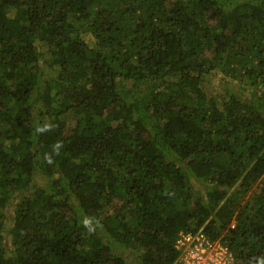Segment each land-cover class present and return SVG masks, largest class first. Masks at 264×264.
<instances>
[{
  "label": "trees",
  "instance_id": "16d2710c",
  "mask_svg": "<svg viewBox=\"0 0 264 264\" xmlns=\"http://www.w3.org/2000/svg\"><path fill=\"white\" fill-rule=\"evenodd\" d=\"M180 234L264 260V0H0V264Z\"/></svg>",
  "mask_w": 264,
  "mask_h": 264
},
{
  "label": "built area",
  "instance_id": "2783aa9c",
  "mask_svg": "<svg viewBox=\"0 0 264 264\" xmlns=\"http://www.w3.org/2000/svg\"><path fill=\"white\" fill-rule=\"evenodd\" d=\"M178 244H189L191 250H196V254L193 256V264H224V260H209L207 257H204L205 254L211 253L217 254L216 251H219L217 254L222 258L227 252L225 247H223L219 242L209 241L204 236L200 235L197 237H192L190 234H182L181 237H178L176 240V247L180 249ZM215 251V252H214ZM208 252V253H207ZM210 255V254H209ZM183 260V259H182ZM216 261V262H215Z\"/></svg>",
  "mask_w": 264,
  "mask_h": 264
},
{
  "label": "rangeland",
  "instance_id": "374dc122",
  "mask_svg": "<svg viewBox=\"0 0 264 264\" xmlns=\"http://www.w3.org/2000/svg\"><path fill=\"white\" fill-rule=\"evenodd\" d=\"M215 80H218V77H216ZM181 235L182 234H180L179 237H181ZM215 242H218V241L215 240ZM178 246H180V250L182 252L181 258L183 259V263L184 264H193V261H194L193 260L194 259L193 256H194V254L197 253L196 250L192 251L189 244L188 245L187 244H178ZM224 249H226V248H224ZM139 252H141V249L137 248V250L134 251V254L139 253ZM216 253L218 254L219 251H216ZM217 254L216 255L213 254V256H212L211 253H208V254H205L204 257H207V259L212 260V261H214V260H218V261L219 260H224L225 261L224 264H234V259H233L231 253L228 250H227V252L225 253V255L222 258H220ZM126 259L130 260L131 264H136L137 260H135L136 259L135 256H133V255L131 256L130 254H127Z\"/></svg>",
  "mask_w": 264,
  "mask_h": 264
},
{
  "label": "clouds",
  "instance_id": "9594fccd",
  "mask_svg": "<svg viewBox=\"0 0 264 264\" xmlns=\"http://www.w3.org/2000/svg\"><path fill=\"white\" fill-rule=\"evenodd\" d=\"M49 128V125H45L44 127H40V128H37L36 131L37 132H43L45 130H48ZM62 147V143L61 142H57L56 145L54 146V151L58 154L59 152V149ZM82 223L84 224V226L86 228H88L89 231H92V227H91V219L90 218H85ZM259 264H264V260H260L259 261Z\"/></svg>",
  "mask_w": 264,
  "mask_h": 264
}]
</instances>
